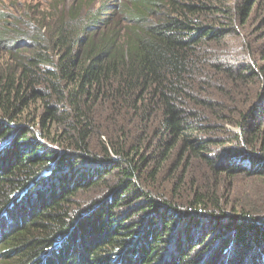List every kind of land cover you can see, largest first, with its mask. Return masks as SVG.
I'll use <instances>...</instances> for the list:
<instances>
[{"label": "trees", "instance_id": "16d2710c", "mask_svg": "<svg viewBox=\"0 0 264 264\" xmlns=\"http://www.w3.org/2000/svg\"><path fill=\"white\" fill-rule=\"evenodd\" d=\"M97 1L0 11V264H264V0Z\"/></svg>", "mask_w": 264, "mask_h": 264}, {"label": "rangeland", "instance_id": "374dc122", "mask_svg": "<svg viewBox=\"0 0 264 264\" xmlns=\"http://www.w3.org/2000/svg\"><path fill=\"white\" fill-rule=\"evenodd\" d=\"M52 0H0V11L5 12L11 15H16V12H19L20 10L17 9V5H27V6H45L48 2ZM74 0H67V3H72ZM102 0L97 1V6ZM17 2V3H16ZM259 27L258 23H251L247 29V31L252 34L254 33V36H258L260 33H256L257 28ZM264 40L256 41L255 42V49L256 50H262L264 46ZM231 52L229 55L231 57H238L243 54L242 50L245 51L247 49L246 45H242L238 42H233L231 44ZM1 56V53H0Z\"/></svg>", "mask_w": 264, "mask_h": 264}]
</instances>
